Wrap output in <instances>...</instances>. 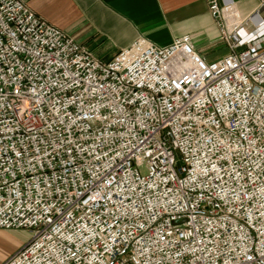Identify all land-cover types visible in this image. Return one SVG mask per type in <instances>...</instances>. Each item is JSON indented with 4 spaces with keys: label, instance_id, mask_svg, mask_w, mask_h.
Masks as SVG:
<instances>
[{
    "label": "built area",
    "instance_id": "obj_1",
    "mask_svg": "<svg viewBox=\"0 0 264 264\" xmlns=\"http://www.w3.org/2000/svg\"><path fill=\"white\" fill-rule=\"evenodd\" d=\"M205 1L223 59L105 63L0 0V230L30 235L3 264H264V0Z\"/></svg>",
    "mask_w": 264,
    "mask_h": 264
},
{
    "label": "crops",
    "instance_id": "obj_2",
    "mask_svg": "<svg viewBox=\"0 0 264 264\" xmlns=\"http://www.w3.org/2000/svg\"><path fill=\"white\" fill-rule=\"evenodd\" d=\"M37 16L70 36L102 62L139 38L166 47L189 35L207 62L229 54L205 0H22ZM248 17L259 0H233ZM22 246L0 230V264Z\"/></svg>",
    "mask_w": 264,
    "mask_h": 264
},
{
    "label": "rangeland",
    "instance_id": "obj_3",
    "mask_svg": "<svg viewBox=\"0 0 264 264\" xmlns=\"http://www.w3.org/2000/svg\"><path fill=\"white\" fill-rule=\"evenodd\" d=\"M258 7L256 9H258ZM141 171L143 174L146 173L145 169H142ZM6 231L10 232V234L12 236V240L15 239V244L17 242L19 245L23 246L25 243H27L29 241L30 235H29V232L25 229H10V230H6Z\"/></svg>",
    "mask_w": 264,
    "mask_h": 264
}]
</instances>
